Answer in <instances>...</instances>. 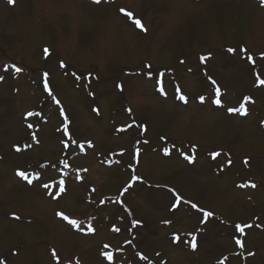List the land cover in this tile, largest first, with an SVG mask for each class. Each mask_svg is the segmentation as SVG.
<instances>
[{
  "label": "rangeland",
  "instance_id": "1",
  "mask_svg": "<svg viewBox=\"0 0 264 264\" xmlns=\"http://www.w3.org/2000/svg\"><path fill=\"white\" fill-rule=\"evenodd\" d=\"M258 1L0 0L5 264H264Z\"/></svg>",
  "mask_w": 264,
  "mask_h": 264
},
{
  "label": "snow or ice",
  "instance_id": "2",
  "mask_svg": "<svg viewBox=\"0 0 264 264\" xmlns=\"http://www.w3.org/2000/svg\"><path fill=\"white\" fill-rule=\"evenodd\" d=\"M7 3H8L9 5H12V4H14V0H7ZM93 3L99 4V3H101V0H93ZM259 3H260L261 6H264V0H259ZM120 11H121L124 15L128 16L129 18L132 17V13H131V12H128V11H126V10H124V9H120ZM135 24H136V26H137L138 28H141V30H144V29H143V25H142V23H141V21H140L139 19L135 20ZM228 51H229L230 53H234L236 50H235V49H229ZM240 51L243 53V52H246L247 50H246V49H241ZM43 52H44V56H45L46 58L50 56V50H49L47 47H45V48L43 49ZM262 56H264V54H262ZM205 59H206V57H201V58H200L201 63H203ZM248 60H249V62H252V57L249 56V57H248ZM60 67H62V68L65 67V65L63 64V62H61ZM15 72H16V73H20V72H21V68L16 67V68H15ZM43 76H44V80H45V83H44V90L47 91V92H49V95H52V93L49 91V85H48V83H47L48 73L45 72V73L43 74ZM0 79H2V77H0ZM160 83H161L160 81H157V84H158V85H159ZM213 83H214V82H213ZM256 83H257V86H262V85H264V79H260L259 77H257ZM118 87H119V86H118ZM157 91H159L162 95H164V90H163V87H162V86H161V87H158V88H157ZM90 94H91V93H90ZM216 94H217V96H219V94H220V89H219V88H216ZM53 98H54V97H53ZM54 99H55V98H54ZM180 99H181V100H184L185 98H184V96H180ZM200 99H201V102H203L204 98L201 97ZM244 99H245V101H248V100H249V97H245ZM213 103H214L215 105H217V106H220V105H221V101H220L219 99H215V100H213ZM93 111H98V110H97V109H93ZM228 111H229V113H234V112H235V113H239V114H242V115H246V109H245V107H244V104H241L239 108H235V109H233V108H229ZM61 114H63V113H61ZM29 115H32V114L29 113ZM262 126H264V122H262ZM29 127L31 128L32 125H29ZM145 130H146V129H145ZM64 134H65V135H68L67 125H65V131H64ZM34 139H35V138H34ZM72 142L75 143V141H72ZM68 146H69L68 143H64V147H65V148H67ZM92 146H93V145L89 142L88 147H92ZM17 150H19V149H17ZM164 155H166V156L169 155V153H168L167 150H165ZM219 155H220V153H218V152H213V153H212V158H213V159H216L217 156H219ZM183 159H185L186 161H188L189 164L193 163V161H194V157H191V156H189V155H183ZM243 163H244L245 166H247L248 163H249V161H248L247 159H245V160L243 161ZM229 164H231V161H229ZM65 166L67 167V165H65ZM16 175H17L18 177H20L21 179H27V175H26V173L23 172V171H19V170H18V171L16 172ZM27 182H28V184H31V183H32L31 180H27ZM42 186H43L45 189H47V188L50 187V185H48V184H43ZM250 186H251L252 188H255V187H256L255 184H251ZM65 191H66V188H65V186H64V181L61 180V181L59 182V189H58V192H57V193H51V195L53 196L54 199H56V198H58V196H59L60 194H63ZM170 191H172V190H170ZM173 196L175 197V202L171 204V208H172L173 210H175V209H177V208L179 207L182 198H181L178 194H176L174 191H173ZM191 208H192L193 210H195L196 212H198V213H202V216L199 217V219H200V223H201V224H205V223H207L208 218L212 216V213H211V212H209V211H205V210H203V209H200L195 203H192V204H191ZM57 216H59V217H60L61 219H63V220H66V221H67L70 225H72L73 227H76V226L78 225V221H77V220H75V219H70L69 217H67L66 215H64V214H62V213H57ZM17 219H18V217H17ZM135 223H136V222H134V226H135ZM234 227H235V230H236L237 232L243 233V232H244V227H251V225H245V226L242 227L240 224H236ZM88 231H89V232H94V229L91 228V227H89V228H88ZM113 231H119V229H113ZM177 239H179V238H178V237L174 238V240H177ZM195 239H196V238L193 237V240H195ZM235 243H236L238 246H241V247L243 246V245H242V242H241L239 239H237V240L235 241ZM191 246H192L193 249H195L197 245H196L195 243H192ZM104 247L107 248L108 245H105ZM101 254H102V255H105L104 253H101ZM249 255L251 256V255H253V253H249ZM53 256H55V253H53ZM105 258H106L108 261H111V260H112V256H111L110 254L105 255ZM140 258H141V259H145V257H142V256H141ZM0 264H5V262H4L2 259H0Z\"/></svg>",
  "mask_w": 264,
  "mask_h": 264
}]
</instances>
